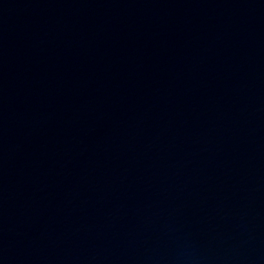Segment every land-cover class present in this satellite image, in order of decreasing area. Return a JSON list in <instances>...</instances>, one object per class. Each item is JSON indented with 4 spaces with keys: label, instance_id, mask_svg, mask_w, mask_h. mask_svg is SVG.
<instances>
[{
    "label": "water",
    "instance_id": "1",
    "mask_svg": "<svg viewBox=\"0 0 264 264\" xmlns=\"http://www.w3.org/2000/svg\"><path fill=\"white\" fill-rule=\"evenodd\" d=\"M0 264H264V0H0Z\"/></svg>",
    "mask_w": 264,
    "mask_h": 264
}]
</instances>
